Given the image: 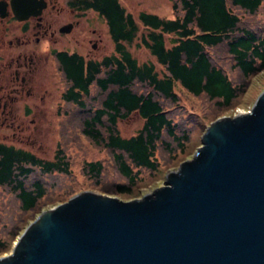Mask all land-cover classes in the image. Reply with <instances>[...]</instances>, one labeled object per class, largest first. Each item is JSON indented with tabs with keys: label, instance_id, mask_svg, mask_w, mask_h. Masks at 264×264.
<instances>
[{
	"label": "trees",
	"instance_id": "16d2710c",
	"mask_svg": "<svg viewBox=\"0 0 264 264\" xmlns=\"http://www.w3.org/2000/svg\"><path fill=\"white\" fill-rule=\"evenodd\" d=\"M68 5L96 11L114 43V51L101 58L52 51L64 82L60 115L105 157L77 154L65 135L51 158L0 141V192L12 199L0 212V229L9 236L0 235V251L48 203L95 188L135 195L144 171L157 173L162 162L182 160L192 133L185 115L210 124L232 111L252 76L264 70V0H172L170 19L144 10L135 16L120 0H69ZM140 28L137 45L157 63L139 62L127 47ZM177 88L201 100V110L182 111ZM132 114L143 125L123 136L118 123ZM111 173L117 174L113 181Z\"/></svg>",
	"mask_w": 264,
	"mask_h": 264
},
{
	"label": "water",
	"instance_id": "95a60500",
	"mask_svg": "<svg viewBox=\"0 0 264 264\" xmlns=\"http://www.w3.org/2000/svg\"><path fill=\"white\" fill-rule=\"evenodd\" d=\"M10 4L25 20L46 1ZM0 264H264V90L210 123L161 186L129 200L81 191L41 212Z\"/></svg>",
	"mask_w": 264,
	"mask_h": 264
},
{
	"label": "rangeland",
	"instance_id": "374dc122",
	"mask_svg": "<svg viewBox=\"0 0 264 264\" xmlns=\"http://www.w3.org/2000/svg\"><path fill=\"white\" fill-rule=\"evenodd\" d=\"M53 1L56 4V8L52 9L51 6H49L45 11V16L50 15L55 27L61 26L67 22L75 23V21H78V24H75L73 29L57 42H51L49 39H42L40 42H37L35 40V34H33V32L28 33L27 36L32 37L33 44L27 47H32L34 50L36 67L33 68L34 71L28 74V78L31 76V80H28L29 83L25 91L19 93V95L12 98V100L9 98L6 100L3 97V94L8 91V87L1 88L3 85L8 84L9 80L5 77L0 79V141L23 146L40 156L51 158L58 146L59 136L65 135L70 138L71 149L77 154H83L89 159L102 157L104 153L92 147L87 140L79 135L78 130L75 128L79 137L76 135L75 129L73 128V121L67 116L60 115V110L58 109L61 105L60 95L63 90L64 82L60 71L57 69L52 51H76L86 58H101L114 51V43L110 37L104 19L96 11L91 9L83 12L77 10L72 11V8L68 5L69 0ZM120 2L135 16L142 10L155 13L167 19L173 18L174 16L172 0H120ZM26 23H28V26L31 24L30 20ZM1 25L0 62L8 59L10 60L12 56H15L18 50L13 47L16 46L17 38L26 37L23 36L25 32L23 30L24 22H18L9 17L2 21ZM142 28H140L138 38L132 43L127 44V47L139 62H156V59L147 49L137 45L140 34L144 30ZM9 40L14 44L12 48L9 46ZM94 44H96L95 47H93ZM157 65L158 68H160L161 65ZM28 87L32 88V94L30 96H28L26 92ZM177 89L179 90V88ZM263 90L264 70L252 76L249 87L239 99L234 109L222 114L220 117L251 110L255 100ZM179 91L182 96V111L194 110L199 112L201 110V100L193 98V96L186 94L181 89ZM6 102L9 113L3 112ZM184 119L188 122L187 125L191 127L192 133L191 141L187 145L186 152L179 156V159H182L180 163L193 157L195 151L201 145L202 135L209 125H207L209 121L198 122L199 118L196 116L192 117L190 114L185 115ZM192 119L194 122L191 124ZM64 124L67 125V129L63 127ZM142 125L143 119L138 114H132L129 118L120 120L118 123L119 130L123 136L135 134ZM72 138H74L75 141L72 140ZM177 162L178 159L173 162V164H165L162 162L157 173L144 171L141 175L142 181L134 190V192H136L135 195L127 197L125 195H110L129 200L147 194L165 183L168 172L180 165V163ZM76 170L78 171V168H76ZM114 175L117 174L111 173V176H109L110 181L116 179V177H113ZM90 190L104 193L98 188ZM11 203L12 199L0 192V212H2V205L10 206ZM57 204L59 203H48L43 206L34 213L31 220L26 222L21 231L23 232L29 223L41 212ZM6 232L7 229H0V235H5L9 238ZM21 233L14 238L11 237L8 242V248L4 251H0V256L12 251L15 241H17Z\"/></svg>",
	"mask_w": 264,
	"mask_h": 264
},
{
	"label": "flooded vegetation",
	"instance_id": "af4514ba",
	"mask_svg": "<svg viewBox=\"0 0 264 264\" xmlns=\"http://www.w3.org/2000/svg\"><path fill=\"white\" fill-rule=\"evenodd\" d=\"M0 1L7 3L5 5V14H0V32L2 31V21H4L6 18L11 17L17 20L18 22H24L23 30L25 32L23 36H26L22 38H17L16 46L14 47L13 42L9 40V46L11 48L13 47L17 49L18 52L15 56H12L10 60L8 59L0 62V79L5 77L10 82V84L8 82V84L3 85L1 87H8V91L3 94V97L6 100H8V98L12 100V98L17 97L19 93L25 91L29 83L28 80H31V76L28 78V74L29 72L34 71L33 68L36 67V61L34 59V50L32 49V47H27L33 44L32 37L27 36L28 33L33 32V34H35V40L37 42H40L42 39H49V41L51 42H57L66 33H69L73 29L74 25L78 24V21H75V23L67 22L61 26L55 27L53 25L52 18L50 17V15L45 16V11L49 6H51L52 9L56 8V4L53 0H45L46 6L43 8L41 14H38L37 16H30L28 19L25 20H19L16 18V16L12 12L10 0ZM71 10L76 11L73 8ZM29 20L31 24H29L28 26V23L26 22ZM70 25H72L70 31H61V28H70ZM95 46L96 44L93 45V47ZM31 90L32 88L28 87L26 91L28 96L32 94ZM3 112L9 113V110H7V102L5 103Z\"/></svg>",
	"mask_w": 264,
	"mask_h": 264
}]
</instances>
